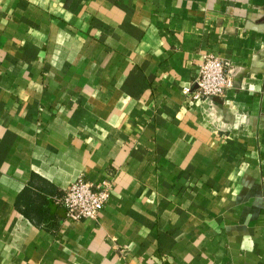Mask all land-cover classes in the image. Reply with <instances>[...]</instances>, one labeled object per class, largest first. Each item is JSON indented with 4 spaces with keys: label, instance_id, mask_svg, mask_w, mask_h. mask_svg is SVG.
Here are the masks:
<instances>
[{
    "label": "crops",
    "instance_id": "0c3cea01",
    "mask_svg": "<svg viewBox=\"0 0 264 264\" xmlns=\"http://www.w3.org/2000/svg\"><path fill=\"white\" fill-rule=\"evenodd\" d=\"M0 264H264V0H0Z\"/></svg>",
    "mask_w": 264,
    "mask_h": 264
},
{
    "label": "built area",
    "instance_id": "2783aa9c",
    "mask_svg": "<svg viewBox=\"0 0 264 264\" xmlns=\"http://www.w3.org/2000/svg\"><path fill=\"white\" fill-rule=\"evenodd\" d=\"M234 83L231 62L214 53H205L188 97L192 101L222 97ZM112 181L111 174L102 182L80 175L56 201L65 207L67 218L72 221L96 220L109 199Z\"/></svg>",
    "mask_w": 264,
    "mask_h": 264
}]
</instances>
